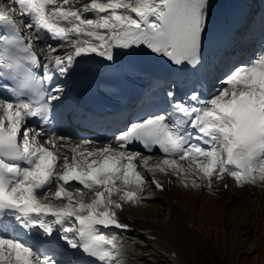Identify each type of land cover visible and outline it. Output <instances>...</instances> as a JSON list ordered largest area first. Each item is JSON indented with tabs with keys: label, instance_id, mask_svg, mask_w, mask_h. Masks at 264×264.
I'll return each instance as SVG.
<instances>
[{
	"label": "snow or ice",
	"instance_id": "6c2138e0",
	"mask_svg": "<svg viewBox=\"0 0 264 264\" xmlns=\"http://www.w3.org/2000/svg\"><path fill=\"white\" fill-rule=\"evenodd\" d=\"M208 8L209 0H0V92L9 93L0 95V264H86L78 251L124 264L122 244L101 229L127 230L124 205L147 199L149 184L163 191L157 174L185 188L264 182V49L227 70L211 96L180 101L168 90V108L107 143L74 142L49 119L63 88L44 81L93 54L111 61L113 49L143 46L197 66ZM57 236L60 255L40 239Z\"/></svg>",
	"mask_w": 264,
	"mask_h": 264
},
{
	"label": "rangeland",
	"instance_id": "374dc122",
	"mask_svg": "<svg viewBox=\"0 0 264 264\" xmlns=\"http://www.w3.org/2000/svg\"><path fill=\"white\" fill-rule=\"evenodd\" d=\"M86 2L89 0H82V3ZM251 7L255 9L259 7L262 16L260 18L249 16V25L240 49L238 48L237 53L231 56V62L224 60L218 65V75L213 81L211 95L218 87L223 86L218 81L230 63L231 67L248 63L258 57L260 50L264 49V3L253 0ZM58 77L53 79L52 86L62 87ZM64 94L63 90L60 94L63 103L59 108L68 103ZM66 116L67 112L64 118ZM111 134L110 129L99 128L87 139L100 144L107 143L112 139ZM156 178L165 184L166 199L163 197V191L149 184L144 192L147 199L139 205L129 203L125 206L130 215L145 221L143 228L153 232L158 240L140 239L138 232L127 236L134 240L122 244V250L133 254L134 257L129 255L130 259L127 260L122 254L124 264H130L129 261L133 259L135 260L133 264H173L166 259L167 253L163 251L162 245L158 244L159 239L169 242L170 246L177 250L180 264H213L205 262L203 258L209 259L208 255L214 258L218 256V252L215 251L217 243L221 245V254L226 264H234L231 257L239 255L240 252L254 248L252 256H255L258 252L264 251V182L257 181L255 185L245 183L238 186L231 177H226L208 189L185 188L171 175L157 174ZM167 180L172 182L168 183ZM176 204L178 205L176 210L171 208V205L173 207ZM190 223L193 224L192 228L188 227ZM143 240L147 245L143 244ZM258 262L257 264H264V258Z\"/></svg>",
	"mask_w": 264,
	"mask_h": 264
},
{
	"label": "bare ground",
	"instance_id": "6f19581e",
	"mask_svg": "<svg viewBox=\"0 0 264 264\" xmlns=\"http://www.w3.org/2000/svg\"><path fill=\"white\" fill-rule=\"evenodd\" d=\"M247 0H225V3H224V6H228L229 5V10L230 11H232L234 8H237L238 6H239V4L241 3H243V2H246ZM250 1H252V0H250ZM255 11V10H254ZM261 22V21H260ZM264 36V35H263ZM262 36V37H263ZM240 49V48H239ZM94 56H95V54H93L91 57H89L88 59H87V63L86 64H82L81 66H82V68H83V70H86V71H88V70H91L92 68H95L96 66H98V62L94 59ZM77 59H80V58H77ZM59 79H60V83H61V85H62V88H63V90H64V92H65V94L64 95H66V98H68V91H67V89H68V84H67V78H66V76H64V77H58ZM53 81V80H52ZM52 81H51V83H49L48 81H46V88H48V87H50L51 86V84H52ZM183 89V87L182 86H180V85H177L175 88H173V90L172 91H175V92H177V91H181ZM212 92H213V90H212ZM0 94H3V96H7V95H9V93L8 92H0ZM62 96H60V99L59 100H57V101H53L52 103H53V105L55 106L54 107V111H57L58 112V115H61L63 112H64V110H60L57 106H58V104L59 103H62ZM183 100H186V98L184 97L181 101H183ZM141 114H144V116L146 117L147 116V113H146V111H141ZM139 115H140V112H138L137 113V115L136 116H138L139 117ZM60 120H61V122H63V125H60V133H62V134H65V135H70V136H72V137H75V135L78 133V132H82L81 131V127L80 126H77V127H72V126H70V125H68L67 124V119L66 120H63L62 118H60ZM139 120H141V118H139ZM99 128H104V129H110L111 131H112V134L110 135V137L113 135V133H114V130L112 129V127H111V125H109V123H100L99 124V127L97 128V129H99ZM84 131H86V132H84L85 134H86V138L85 139H87V138H89V137H92L93 136V134H94V129H91V128H86ZM109 137V138H110ZM76 138V137H75ZM102 139V138H101ZM112 139H113V137H112ZM79 140L80 139H76L74 142H79ZM99 140V139H98ZM102 142V141H101ZM102 144V143H101ZM166 182H168V180L166 181ZM164 186H165V184H164ZM163 197L166 199V188L164 187V189H163ZM171 208H173L174 210H176L177 208L175 207V206H173L172 207V205H171ZM120 215H121V218L126 222V223H128V224H130L131 226H133L134 227V232H138V235H139V237H140V239H142L143 238V236H144V233L145 232H151L150 230H145L144 228H143V224L145 223V221L143 220V219H141V218H138V217H135V216H133V215H130V213L127 211H125V209H123V211L120 213ZM176 225V224H175ZM177 227H178V225H176ZM179 228V227H178ZM133 232V233H134ZM136 234V233H135ZM157 234V233H156ZM54 235L56 236L57 234L56 233H54ZM123 235H127V236H129V235H132V233L131 234H129V233H124ZM58 237V236H57ZM118 238H120V236L118 235L117 236ZM158 240V239H157ZM160 240V243H158V244H161L162 246V249H163V251H166L167 253H168V251L170 250H174V249H172L171 247H170V244L167 242V241H164L163 239H159ZM63 247H65V243L63 244ZM229 257V256H228ZM230 258V257H229ZM167 259V258H166ZM173 264H180V261H179V259H178V257H177V261H175Z\"/></svg>",
	"mask_w": 264,
	"mask_h": 264
},
{
	"label": "trees",
	"instance_id": "16d2710c",
	"mask_svg": "<svg viewBox=\"0 0 264 264\" xmlns=\"http://www.w3.org/2000/svg\"><path fill=\"white\" fill-rule=\"evenodd\" d=\"M215 251L218 252V256L216 258L208 255L209 259L204 257L203 260L207 263L209 262V263H213V264H226L224 262V257L221 254L220 244L218 245V243H217V248L215 249ZM231 258H232V260L237 259V264H257L260 259L264 258V251L262 250V251L258 252L255 256H252V257H242L241 256V257L237 258V256L235 255V256H232Z\"/></svg>",
	"mask_w": 264,
	"mask_h": 264
}]
</instances>
